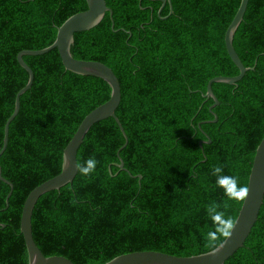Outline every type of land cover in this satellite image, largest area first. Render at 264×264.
Returning a JSON list of instances; mask_svg holds the SVG:
<instances>
[{"label": "trees", "instance_id": "1", "mask_svg": "<svg viewBox=\"0 0 264 264\" xmlns=\"http://www.w3.org/2000/svg\"><path fill=\"white\" fill-rule=\"evenodd\" d=\"M112 9L95 28L75 33L70 48L79 59L110 66L120 83L115 111L127 137L119 153L130 174L112 166L124 138L113 118L96 123L80 145L79 164L97 161L90 176L44 194L32 215L33 235L45 256L75 264H105L138 250L178 256L209 251L213 229L206 208L215 202L237 219L243 201H227L212 175L237 176L248 186L256 149L264 138V0H250L233 36L241 60L255 69L235 84L213 82L219 105L205 99L207 81L237 75L224 32L241 0H106ZM87 10L86 0H0V149L17 91L29 74L17 62L22 49L50 45L57 28ZM112 20L114 31L112 28ZM126 30H130L128 34ZM23 59L34 71L20 97L0 156V264H29L19 222L28 195L61 171L62 152L84 118L110 99L102 78L66 70L56 48ZM257 60V62H256ZM209 139L210 144L200 141ZM205 159L203 162L202 160ZM141 175L142 179L132 176ZM220 243L219 241L217 242ZM223 264H264V203L245 244Z\"/></svg>", "mask_w": 264, "mask_h": 264}, {"label": "water", "instance_id": "2", "mask_svg": "<svg viewBox=\"0 0 264 264\" xmlns=\"http://www.w3.org/2000/svg\"><path fill=\"white\" fill-rule=\"evenodd\" d=\"M149 1L162 3V6L158 12L159 16L161 15L167 3H169L170 13L168 16L162 17V19H167L173 13L172 0ZM249 1L250 0H241V4L235 17L231 19L224 32L225 49L232 62L235 63L240 69V72L239 74L232 76L217 75L211 77L207 81L206 90L204 93H202V96L205 99H212L213 101V104L209 108V111L213 115V119L210 121H201L197 125L198 128H200L201 124L217 122V116L211 111L214 107L219 105V102L212 91V83L219 82L235 84L244 77L247 71L255 69V66H246L243 63L235 46H233V36H235L238 27L244 19ZM86 2L87 10L79 12L66 19L61 24V26L57 28L55 39L50 45L40 49H22L16 55L17 62L22 68L26 69L29 74V78L26 85L21 87L15 95L13 112L6 120L3 129V140L2 147L0 149V156L7 147L9 124L18 114L20 107V97L32 87L34 81V71L25 61V59H23V56L40 55L56 48L61 62L66 70L81 75H91L102 78L109 83L112 89L110 99L92 110L84 118L72 138L63 149L60 173L36 187L28 195L25 205H23L19 228L20 233L26 242L29 264H75L69 258L62 255L45 256L34 239L32 215L36 205L44 194L51 191H59L62 187L72 183L77 174L75 165L77 164L76 156L78 149L80 145L83 144V141L89 130L96 123L109 118H113L115 120L116 125L118 126L119 131L124 138V144L117 150V158L119 162L111 164L109 166V172L111 174L112 166H116L120 171L130 174V172L124 168L123 161L119 156L120 151L127 145V137L125 135L124 129L115 114V111L118 108L121 100L119 80L115 75L114 70L104 62L98 60L79 59L74 57L72 52H70V48L75 41V33L97 27L103 21L107 13L110 14L112 19V9L108 7L106 0H86ZM112 28L114 31L119 30L114 29L113 20ZM126 32L131 34L130 30H126ZM203 143L210 144L211 141L209 139L206 141H200L198 143L200 148H202ZM202 161L204 162L205 159ZM132 177L139 178L140 180L142 179L141 175ZM0 181L10 187L5 198V208H3L6 209V207H8V201L11 196L13 186L10 182L2 177L1 167ZM247 187L248 196L246 197L245 201H243L242 207L236 219L237 223L233 230L232 236L225 242L224 246L216 253L215 256L208 255L210 250L189 256H178L157 250H138L120 254L105 264H223L228 257H230L245 244L248 236L251 234L256 222L258 221L260 211L264 203V138L256 149ZM4 225V223H0L1 227Z\"/></svg>", "mask_w": 264, "mask_h": 264}, {"label": "clouds", "instance_id": "3", "mask_svg": "<svg viewBox=\"0 0 264 264\" xmlns=\"http://www.w3.org/2000/svg\"><path fill=\"white\" fill-rule=\"evenodd\" d=\"M67 164V161H66ZM97 161L94 157H89L84 164L77 163L76 171L82 176H90L96 168ZM212 175L216 177V186L223 190L224 196L227 198L223 207H229L227 201L241 202L245 201L248 196V187L240 186L237 176H228L223 174V167L215 165L212 168ZM221 205L211 203L207 206L206 212L212 222L213 229L207 232L205 236V247L210 251L208 255L215 256L216 253L224 246L225 242L231 238L237 220L233 217H225L224 211H220ZM220 242L219 244L217 242Z\"/></svg>", "mask_w": 264, "mask_h": 264}]
</instances>
